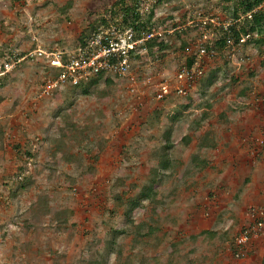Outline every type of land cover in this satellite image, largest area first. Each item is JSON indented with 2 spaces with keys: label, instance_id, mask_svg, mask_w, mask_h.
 I'll return each mask as SVG.
<instances>
[{
  "label": "rangeland",
  "instance_id": "374dc122",
  "mask_svg": "<svg viewBox=\"0 0 264 264\" xmlns=\"http://www.w3.org/2000/svg\"><path fill=\"white\" fill-rule=\"evenodd\" d=\"M116 1L0 0V66L13 63L0 76V264H264V235L243 257L229 248L264 198L256 202L257 185L230 183L234 169L221 160L235 149H222L219 135L218 149L202 147L208 129L224 126L223 113L264 112L256 91L264 88V49L229 47L207 60L206 76L190 94L156 98L158 85L173 83L187 62L185 46L203 43L197 24L232 21L223 0H138L145 20L153 11L149 27L164 45L139 46L125 76L42 94L54 70L26 54L84 44L82 32L90 35ZM217 31L212 26L211 34ZM251 136L257 149L245 153L264 156V133ZM168 138L174 165L158 187L164 201L155 210L143 202L129 222L128 199L150 183ZM207 158L213 165L199 171L194 165ZM258 167L264 174V157ZM195 204L203 208L189 218Z\"/></svg>",
  "mask_w": 264,
  "mask_h": 264
},
{
  "label": "built area",
  "instance_id": "2783aa9c",
  "mask_svg": "<svg viewBox=\"0 0 264 264\" xmlns=\"http://www.w3.org/2000/svg\"><path fill=\"white\" fill-rule=\"evenodd\" d=\"M208 22L220 25L216 18L203 20L204 24ZM156 35H162V33L144 31L136 34L132 28L121 30L117 25H112L110 28H99L93 33L88 43L80 44L73 50L38 48L26 54V57L44 58L52 68L59 70L57 77H46L42 85V94L51 95L56 88L74 86L100 74L112 73L120 76L129 74L132 56L138 51V47L145 45ZM249 38L250 34L242 35L240 41L244 43ZM193 48L196 49L193 60L179 67L174 82L164 81L158 85L156 94L158 100H164L173 94L187 96L204 76L206 71L204 58L214 56L217 51L203 43H197ZM193 48H189V52ZM12 64L8 62L0 66V76L7 74ZM132 89L135 90L134 87ZM260 95V102L264 103V88L260 91ZM248 214L252 222L242 228L234 238L236 253L239 257L247 255V250L264 235V208H250Z\"/></svg>",
  "mask_w": 264,
  "mask_h": 264
},
{
  "label": "trees",
  "instance_id": "16d2710c",
  "mask_svg": "<svg viewBox=\"0 0 264 264\" xmlns=\"http://www.w3.org/2000/svg\"><path fill=\"white\" fill-rule=\"evenodd\" d=\"M157 1L158 3H165L167 0ZM223 2L224 9L232 16V21L228 22V24L226 23L227 25H224L223 23L217 25L210 22L204 24L203 20H205L206 18L202 19L197 25L205 29V31L207 30L206 32L204 31V33L202 32L201 38L204 40L203 44L208 48H214L217 51V54H215L214 56L218 55L222 51L227 50L229 47L236 49L237 47L239 48L252 45L255 46L257 49H264V0H223ZM140 3L141 2L138 0H131V2L129 3H127L126 0H117L115 3L117 7H115L114 9H109L107 10V12H105V14L101 15V17L99 18L101 24L98 26L93 25V31L90 33V35L86 37L84 36L85 32H82L81 37L84 39L83 43H88L93 33L98 31L99 28H110L112 25H117L121 30L132 28L136 32V34H141L144 31H156L155 28L149 27V24L152 23L153 11L151 12V17L145 20L144 15L146 11H144L140 7ZM212 26L214 27V30H218V33L211 34ZM246 34H250V38L246 42L242 43L240 39L242 35ZM148 42H150L149 44L151 47L158 46L160 44L164 45V43H166L163 35H156L154 38H151L146 43ZM196 44V42H189L188 45L185 46L184 53L188 59L186 63H191V61L193 60V57L195 56L196 52V49L193 48V46ZM189 48L193 49H191V51L189 52ZM209 59L211 58H204V65L206 71L204 76L198 81V83L206 76V73L208 71L207 60ZM48 67L54 70V75H51L52 77H57L59 75L60 72L58 69L52 68L51 66ZM215 73L217 74L218 70H215ZM104 76V74L94 76L89 80L82 81L72 87H79L86 84L93 86L95 84H98L100 79H102V77ZM46 77L49 76H45V78ZM106 80L108 81L109 78H106ZM89 88V86L86 87V90L84 91H86L87 93ZM190 92L191 90L189 91V94ZM257 95L259 96V98H261L260 93H258ZM260 104L264 103L260 102ZM211 106L212 105H210V107ZM207 114L205 118H207ZM172 147L173 142H170V139L168 138L165 141L162 156H160L159 166L158 168H156V170H154L155 173L154 176H152L150 183L142 187L137 196L128 199V207L124 211L127 221L134 222L132 220L133 212L136 209L140 208V206L145 201L151 203V210H155L159 204H162V200L160 201L159 197H157L158 193H160L158 187H160V185L163 186L165 182L170 178V176L173 175L172 172L168 171V169H170V166L174 165L173 158L171 154L168 153L169 149ZM250 147L251 150L257 149V142L255 139H250ZM202 165L205 166V162ZM16 180L22 181L24 180V177L22 175H19ZM21 187L25 188L26 185L23 184L21 185ZM112 231L114 235L123 234L126 232V230L119 229H113ZM150 231L153 232L155 230L150 228L148 232L150 233ZM206 232L212 233V235L214 234L212 230H206ZM229 248L232 253V256L238 258L239 256H237L236 253L237 248L234 244V239L232 240ZM252 248L253 247L247 250V255L254 251Z\"/></svg>",
  "mask_w": 264,
  "mask_h": 264
},
{
  "label": "crops",
  "instance_id": "0c3cea01",
  "mask_svg": "<svg viewBox=\"0 0 264 264\" xmlns=\"http://www.w3.org/2000/svg\"><path fill=\"white\" fill-rule=\"evenodd\" d=\"M256 91H261L260 89H257ZM260 93V92H259ZM7 100H5L6 102ZM222 116L224 117L223 122L224 126L221 128L219 133L215 132L214 128H210L206 131L205 136L211 138L208 142L205 143L204 146H202L205 149L215 150L218 149L217 143H216V135H219L221 139L224 140V146L222 149H235L234 152H229L227 156L221 160L223 164H227L229 167L234 169L232 172H230V175L233 177V179L229 180L230 183H233L236 181L238 183V186H242V184H248L255 186L257 185V194L256 191L254 190V197L256 202H259L258 200L264 198V174H261L258 167V163L260 159H262L264 156H261V153L257 156H252L250 154L252 153H245L247 146L248 148L250 147L249 144L246 143V145L243 143V141H248L250 142V139H252L251 135L259 132V133H264V112L261 111H256V113H253L252 116H248L245 113L239 112L238 114H228L223 113ZM249 133V134H248ZM251 133V134H250ZM204 137V138H206ZM207 140V139H206ZM253 140V139H252ZM211 141V143H210ZM242 147V148H241ZM251 148V147H250ZM250 148L248 149V152L250 151ZM251 152V151H250ZM259 157V158H258ZM202 161V160H201ZM205 162V166L202 164H197L194 165L199 171H204L206 168H210V166L213 165L211 163L210 158H207L206 161L203 160L202 163ZM241 168V170H239ZM204 169V170H203ZM191 168L188 170H184L183 174L180 175V179L177 183H183V179L190 174ZM224 177V176H223ZM255 177L256 179H253ZM228 177L222 178L223 181H228ZM258 178V181H256ZM253 181V182H252ZM222 182V181H219ZM258 184H255V183ZM250 187V186H249ZM178 189V188H177ZM247 195V194H246ZM236 198L240 199L239 195L235 194ZM242 199L243 201L251 202V200H248L245 196ZM249 198V197H248ZM164 201V200H163ZM162 201V203H163ZM254 201V200H252ZM245 204V203H244ZM200 208H203L201 204H195L191 207L190 213H189V218L191 216H194L193 210L196 212ZM210 230V229H209ZM203 231V230H202ZM263 238V236L261 237ZM260 242L261 240L258 239ZM258 241H256V244H258ZM255 245L253 246V248ZM255 251V250H254Z\"/></svg>",
  "mask_w": 264,
  "mask_h": 264
}]
</instances>
